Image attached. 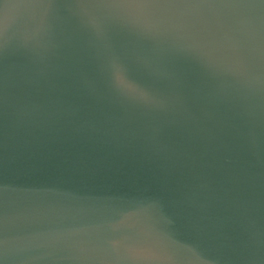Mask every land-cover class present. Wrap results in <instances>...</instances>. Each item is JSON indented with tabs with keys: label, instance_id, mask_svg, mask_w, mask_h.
<instances>
[{
	"label": "water",
	"instance_id": "1",
	"mask_svg": "<svg viewBox=\"0 0 264 264\" xmlns=\"http://www.w3.org/2000/svg\"><path fill=\"white\" fill-rule=\"evenodd\" d=\"M0 18L2 264H127L108 243L119 223L161 231L185 264H264L259 0L154 19L0 0Z\"/></svg>",
	"mask_w": 264,
	"mask_h": 264
},
{
	"label": "snow or ice",
	"instance_id": "2",
	"mask_svg": "<svg viewBox=\"0 0 264 264\" xmlns=\"http://www.w3.org/2000/svg\"><path fill=\"white\" fill-rule=\"evenodd\" d=\"M28 2V0H26ZM31 2L50 3L51 0H31ZM93 2L140 13L152 19L162 9L180 6H240L252 0H93ZM264 5V0H259ZM145 29L151 27V20L143 24ZM7 25L0 18V48H3ZM114 83L125 93L138 95L143 89L132 76L128 67L122 62H114L109 69ZM4 235L0 231V250L3 249ZM108 243L119 251L127 264H185L167 242V237L159 230L148 225L117 224L108 237ZM2 264V261H0Z\"/></svg>",
	"mask_w": 264,
	"mask_h": 264
}]
</instances>
